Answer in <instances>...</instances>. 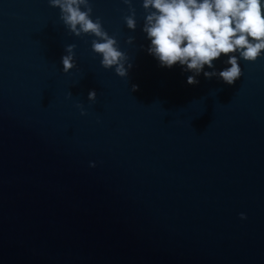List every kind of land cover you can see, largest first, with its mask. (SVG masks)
Listing matches in <instances>:
<instances>
[{"label":"water","instance_id":"95a60500","mask_svg":"<svg viewBox=\"0 0 264 264\" xmlns=\"http://www.w3.org/2000/svg\"><path fill=\"white\" fill-rule=\"evenodd\" d=\"M89 3L126 77L48 0H0V264H264V56L189 85L141 0Z\"/></svg>","mask_w":264,"mask_h":264},{"label":"clouds","instance_id":"9594fccd","mask_svg":"<svg viewBox=\"0 0 264 264\" xmlns=\"http://www.w3.org/2000/svg\"><path fill=\"white\" fill-rule=\"evenodd\" d=\"M48 2L59 9L60 19L70 31L98 38L93 39L91 49L100 56L103 68L112 69L119 77L127 76L131 64L115 37L103 29L100 18H92L89 0ZM123 2L131 4V0ZM141 7L145 10L141 30L149 42L147 53L162 68L179 66L191 73L186 78L189 85L197 84L201 73L205 78L218 76L231 85L242 74L239 60L254 62L264 56V0H141ZM124 23L129 30L136 28L133 10L124 17ZM132 41L128 37L126 42ZM72 48L66 46L67 54L61 56L65 73L73 67ZM222 55L226 66L217 71L214 61ZM132 87L135 90L136 86ZM95 98V91L90 90L87 99Z\"/></svg>","mask_w":264,"mask_h":264}]
</instances>
